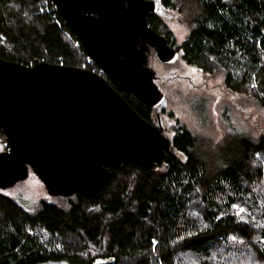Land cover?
<instances>
[{
    "label": "trees",
    "instance_id": "1",
    "mask_svg": "<svg viewBox=\"0 0 264 264\" xmlns=\"http://www.w3.org/2000/svg\"><path fill=\"white\" fill-rule=\"evenodd\" d=\"M148 23L175 44L167 9ZM195 8L183 59L206 73L221 69L226 87L264 110V0H190ZM182 6V5H181ZM178 45V44H177ZM0 58L94 70L78 35L52 0H0ZM149 122L156 110L116 88ZM158 169L108 163L99 191L59 196L29 211L0 189V264H264V131L202 154L178 126ZM9 147L0 128V151Z\"/></svg>",
    "mask_w": 264,
    "mask_h": 264
},
{
    "label": "water",
    "instance_id": "2",
    "mask_svg": "<svg viewBox=\"0 0 264 264\" xmlns=\"http://www.w3.org/2000/svg\"><path fill=\"white\" fill-rule=\"evenodd\" d=\"M86 53L107 73L38 62L28 66L0 58V128L9 149L0 151V189L34 172L51 196L96 194L115 166L131 161L158 169L175 153L164 133L168 98L155 82L149 51L162 62L181 54L148 23L158 0H52ZM165 14L164 11H160ZM157 110L153 124L114 87ZM99 259L96 264H108ZM36 264H69L49 260Z\"/></svg>",
    "mask_w": 264,
    "mask_h": 264
},
{
    "label": "rangeland",
    "instance_id": "3",
    "mask_svg": "<svg viewBox=\"0 0 264 264\" xmlns=\"http://www.w3.org/2000/svg\"><path fill=\"white\" fill-rule=\"evenodd\" d=\"M167 12L169 28L173 31L176 44H180L189 35L195 16L194 5L185 0L175 8L167 9ZM150 66L159 74L167 70L166 65L153 56ZM170 67L192 75L197 86H190L188 80L159 82L160 89L168 98V106L162 113L164 134L168 138L172 139L177 125L185 126L196 137L198 151L210 154L219 152L234 138L242 135L258 138L264 131L263 108L254 99L229 91L221 69L213 74L206 73L183 60H177ZM5 191L29 211H37L43 202H66L59 196H51L34 172Z\"/></svg>",
    "mask_w": 264,
    "mask_h": 264
},
{
    "label": "flooded vegetation",
    "instance_id": "4",
    "mask_svg": "<svg viewBox=\"0 0 264 264\" xmlns=\"http://www.w3.org/2000/svg\"><path fill=\"white\" fill-rule=\"evenodd\" d=\"M159 1V0H158ZM160 11H163V7L161 6V2H160V7H159V11H156V12H151L150 13V15L151 14H155V15H157V16H159V13H161ZM165 11V10H164ZM162 14V13H161ZM166 14V13H165ZM165 14H163V15H165ZM150 15H149V17H150ZM151 26V25H150ZM152 27V26H151ZM158 33H159V30H156ZM159 34H161V33H159ZM161 35H163V36H165L164 34H161ZM166 37V36H165ZM169 40V39H168ZM169 44L171 45V46H173L180 54H181V58L178 60V61H180V60H183L184 61V59H183V54H182V50L180 49L181 47H180V45L178 44H172L171 42H170V40H169ZM151 56H153L154 57V59L156 58L158 61H160L159 59H158V57H157V50H156V48L155 47H152L151 48V50L149 51V66H150V59H151ZM93 60V59H92ZM94 61V60H93ZM95 62V61H94ZM161 63H163V64H165L166 65V67H167V70L165 71V73L164 74H159L158 73V71L156 70V69H154L153 67H151V68H153L155 71H156V77H155V82L158 84V86H159V82H167V81H170V82H173V81H186V80H188L189 81V84H190V86H192V87H196L197 85H195V82H194V80H193V77H192V75H190V74H184V73H181V72H178L179 70L177 69V68H173V67H170V65L172 64V63H167V62H162V61H160ZM96 63V62H95ZM174 64V63H173ZM94 72H96V73H98V74H100V75H102L103 77H105V78H107L109 81H111L110 79H109V77H108V75H107V73H105L104 72V70L96 63V66H94V70H93ZM114 87L115 88H117L118 86H116V85H114ZM160 87V86H159ZM120 88V87H119ZM230 91V90H229ZM232 92V91H231ZM233 93V92H232ZM234 94V93H233ZM156 110V109H155ZM156 115H157V110H156ZM157 122H158V115H157V119H156V121L155 122H151V123H153V124H157ZM163 125H164V122H163ZM163 133H164V130H163Z\"/></svg>",
    "mask_w": 264,
    "mask_h": 264
}]
</instances>
